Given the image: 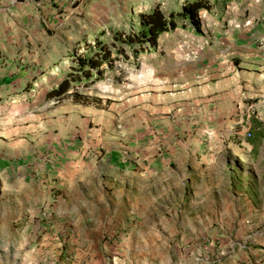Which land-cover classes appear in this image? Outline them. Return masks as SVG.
Returning a JSON list of instances; mask_svg holds the SVG:
<instances>
[{"label":"crops","instance_id":"obj_1","mask_svg":"<svg viewBox=\"0 0 264 264\" xmlns=\"http://www.w3.org/2000/svg\"><path fill=\"white\" fill-rule=\"evenodd\" d=\"M13 1L0 3L35 25L52 9H69L70 3ZM83 1L78 0V6ZM143 1L139 13L154 4L163 12L176 10L183 0ZM256 1L207 0L210 9L201 10L205 13L200 32L186 27L159 36L158 62L142 69L140 80L126 85L118 98L102 99L89 92L81 103L68 97L74 106L66 120L80 124L84 136H50L48 142L38 141L25 157L35 164L28 167L36 178L30 183L35 186L33 197H44L33 204L39 207L44 202L46 208L43 212L36 209L35 217L59 224L57 231L68 235L67 240L59 237L66 249L57 250L55 238L44 233L33 246L37 248L29 252L54 255L74 250V255H89L87 251L93 249L83 247V235L92 234L97 240L102 229L114 231L118 226L128 232L126 238L138 239L135 247H146V241L162 237L161 231L170 233L172 227L166 224L174 220H211L213 202H206L214 198L213 192L227 188L230 171L238 162L264 153V0ZM229 3L236 4V10L229 15L233 20L227 26L220 13ZM81 38L91 40L90 36L75 37L69 50H57L55 55L67 59L66 54ZM185 56L191 58L181 60ZM4 57L0 54V66ZM143 57L150 60L153 55ZM50 61L42 60L41 66ZM9 62L8 67L13 66V58ZM68 64L46 84L43 93ZM11 74L0 70V77ZM92 87L96 83L85 89ZM6 88L1 86L0 91ZM257 123L260 128L254 127ZM28 136L33 135L29 132ZM185 196L187 210H177ZM197 207L204 208L201 218L191 213ZM68 231L75 232L74 239ZM77 238L73 248L72 240ZM114 242L102 243V252L117 249Z\"/></svg>","mask_w":264,"mask_h":264},{"label":"rangeland","instance_id":"obj_2","mask_svg":"<svg viewBox=\"0 0 264 264\" xmlns=\"http://www.w3.org/2000/svg\"><path fill=\"white\" fill-rule=\"evenodd\" d=\"M20 1L14 0L13 3ZM143 2L84 0L78 6L77 0L70 2L67 10L52 9V13L45 17L38 14L44 18L39 25L30 23V19H22L20 14L10 13L12 8L0 3V13L4 11L0 14V54L5 56L0 70L12 72L0 77V88L7 86L0 91V264H264V153L238 162L230 171L227 188L218 190L217 194L213 192L214 198L206 202H213L210 221L185 223L182 218L177 223L174 220L166 224L172 227L170 233L161 231L162 237L146 241V247H135L138 239L126 238L128 232L118 226L114 231L102 229L104 231L97 240L92 234H84L83 247L93 249L87 251L89 255H74V250L54 255L28 251L37 248V245L33 246L45 234L55 238V245H59L57 250L66 248L59 238L64 233L57 231L59 224L35 217L36 209L43 212L46 208L44 202L39 207L33 204L44 197H33L35 186L30 183L36 178L28 167L34 162L25 157L38 141L48 142L50 136H84L80 124L66 120L74 106L68 100L72 92L60 100H45L43 97L46 84L69 63L68 59H59L56 51L69 50L75 37H91L101 30L107 34L111 29H134ZM235 5L227 4L220 13L224 25H231L233 18L229 15ZM156 46L148 49L147 54L136 57L125 50L126 57L114 61L113 69L104 73L96 87L78 89L75 94L80 98H89V92L109 100L118 98L126 85L140 80L142 69L158 62L160 51ZM80 53H83L82 48L77 51ZM47 54L51 58L48 64L50 58ZM148 54L153 55L150 60L143 57ZM10 58H13V66L8 67ZM189 58L185 56L181 60ZM42 60H47L43 66ZM7 90L12 92L5 93ZM11 95L19 99L11 98ZM4 97H8L7 100ZM29 132L33 136H28ZM43 149L41 154H44ZM187 199L183 197V205L177 210H187L184 203ZM190 210L197 213L198 218H201V212L204 214L201 207ZM68 232L74 239L75 232ZM67 236L63 235L65 240ZM120 236L123 238H118ZM78 241L79 238L72 240L73 248ZM106 241H115L117 249L112 247L102 252L101 244ZM96 256L99 257L97 262ZM90 257L93 260H88Z\"/></svg>","mask_w":264,"mask_h":264},{"label":"trees","instance_id":"obj_3","mask_svg":"<svg viewBox=\"0 0 264 264\" xmlns=\"http://www.w3.org/2000/svg\"><path fill=\"white\" fill-rule=\"evenodd\" d=\"M209 9L207 0H183L178 9L166 12L160 10L159 4H154L147 11L138 14L134 29H111L107 34L105 30H101L93 34L89 42L81 38L65 56L69 60L67 70L48 86L44 99L60 100L72 90V100L83 103L84 99L77 96L75 90L85 89L99 82L106 71L113 69L114 61L126 57L125 50L133 57L144 54L156 46L159 36L174 29L189 27L198 34L200 26L197 12ZM79 48H82L83 53L77 54ZM254 127L261 126L257 123Z\"/></svg>","mask_w":264,"mask_h":264},{"label":"built area","instance_id":"obj_4","mask_svg":"<svg viewBox=\"0 0 264 264\" xmlns=\"http://www.w3.org/2000/svg\"><path fill=\"white\" fill-rule=\"evenodd\" d=\"M70 2H75L77 0H69ZM205 12L204 11H199L197 12V19H198V22H199V26L202 27L203 26V14ZM247 23V22H245ZM246 136H248V134H246Z\"/></svg>","mask_w":264,"mask_h":264}]
</instances>
